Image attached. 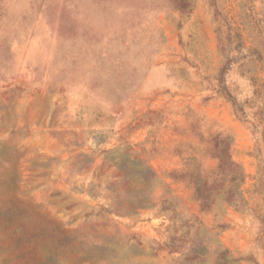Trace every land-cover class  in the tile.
I'll use <instances>...</instances> for the list:
<instances>
[{
    "label": "rangeland",
    "instance_id": "374dc122",
    "mask_svg": "<svg viewBox=\"0 0 264 264\" xmlns=\"http://www.w3.org/2000/svg\"><path fill=\"white\" fill-rule=\"evenodd\" d=\"M190 1L0 0V264H264V0Z\"/></svg>",
    "mask_w": 264,
    "mask_h": 264
},
{
    "label": "trees",
    "instance_id": "16d2710c",
    "mask_svg": "<svg viewBox=\"0 0 264 264\" xmlns=\"http://www.w3.org/2000/svg\"><path fill=\"white\" fill-rule=\"evenodd\" d=\"M181 13H185L191 10V1L190 0H169ZM219 158V166L217 169V175L224 173L225 171H232L234 177L232 182L236 187H234L232 192H229L226 197V202L229 204H236V202L242 201L241 193L239 191V184L244 179L243 171L238 163L232 160L231 156L227 153V151H222L221 154L218 155ZM196 196L199 200L202 208H210L213 202V195L211 192V188L208 185L207 181H200L196 188ZM237 198V199H236ZM237 200V201H236ZM168 203V200H164L163 204ZM166 208L163 207L162 211L165 212Z\"/></svg>",
    "mask_w": 264,
    "mask_h": 264
}]
</instances>
